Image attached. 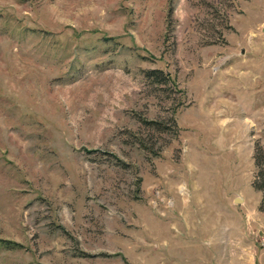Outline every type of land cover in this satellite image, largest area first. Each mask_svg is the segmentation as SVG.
<instances>
[{"label":"rangeland","instance_id":"obj_1","mask_svg":"<svg viewBox=\"0 0 264 264\" xmlns=\"http://www.w3.org/2000/svg\"><path fill=\"white\" fill-rule=\"evenodd\" d=\"M258 148L264 0H0V264H264Z\"/></svg>","mask_w":264,"mask_h":264},{"label":"trees","instance_id":"obj_2","mask_svg":"<svg viewBox=\"0 0 264 264\" xmlns=\"http://www.w3.org/2000/svg\"><path fill=\"white\" fill-rule=\"evenodd\" d=\"M143 75L144 77L149 80V82L154 84H165L169 80H172V77L170 74L166 71H164L162 68L158 67H148L143 69ZM144 123L147 125H150L151 127L159 130V131H169L170 128H173V126H176V120L174 117H171V125L167 123H163L159 120H151V119H141ZM176 128V127H175ZM255 164L257 166V173L253 179V186L259 190H264V154L260 150V148L256 149L254 154ZM262 202H264V193L262 195ZM27 264H33V263H27Z\"/></svg>","mask_w":264,"mask_h":264}]
</instances>
